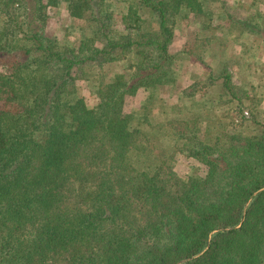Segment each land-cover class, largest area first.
Segmentation results:
<instances>
[{
    "label": "trees",
    "instance_id": "1",
    "mask_svg": "<svg viewBox=\"0 0 264 264\" xmlns=\"http://www.w3.org/2000/svg\"><path fill=\"white\" fill-rule=\"evenodd\" d=\"M62 1L79 36L52 32ZM238 3L245 15L227 0H0V264H264L254 84L224 64L183 89L191 106L201 91V138L199 113L153 123L148 101L123 111L126 96L174 75L176 28L190 16L188 56L203 59L226 11L236 38L264 45L262 1ZM79 80L94 81L95 104ZM168 136L204 174L178 175L158 147Z\"/></svg>",
    "mask_w": 264,
    "mask_h": 264
},
{
    "label": "rangeland",
    "instance_id": "2",
    "mask_svg": "<svg viewBox=\"0 0 264 264\" xmlns=\"http://www.w3.org/2000/svg\"><path fill=\"white\" fill-rule=\"evenodd\" d=\"M238 1L239 0H227L228 11L240 16L245 15L247 10L246 8L239 6ZM244 1L245 4H247L250 0ZM261 1L262 3H258V5L259 7L264 8V0ZM63 5L65 4H62V6L60 4L53 17L54 21L51 26L52 32L58 35V37H61L63 33L67 34L69 37L79 36L76 21L67 16L68 13L66 7ZM255 8H257V6H251L249 10H254ZM227 13V11L221 12V26H218L215 30V36L212 39L211 44L208 46L207 51L204 52L202 60L181 52L185 42L192 40L190 30L195 29L196 26L199 25V23L195 22L191 16L188 19L182 20L176 28V34L174 37L173 51L177 53L176 61L172 66V68L174 67V75L164 86H151L146 89H139L136 94L126 96L123 111L139 112L142 110V105L148 101L149 107L146 108L144 113H147L152 117L153 120L151 122L153 123L154 120L164 117L166 113L174 118L177 116L190 117L189 114L193 112L199 113L200 118L198 120L200 128L197 133L201 138V103H199L201 102V91L196 95V98H198L199 101L195 106L190 105L191 100L189 97L182 94V92L183 89L187 88L193 81L205 78L208 72H212L213 74L219 73V70H221L225 64L227 69L235 75L234 80L238 81L237 77L244 76L248 79L249 83L254 84L250 91L259 97L260 102L258 101L257 108L253 107V109L256 117L263 118L264 64H262V62L264 63V55H262L261 46H256L261 45L262 40L257 35H250L247 37L245 34L236 38L235 35H238L239 31L237 28H229L227 26L230 21V18L227 17ZM113 25L117 32L125 31L120 12L116 11L113 14ZM218 37H221L223 41H220ZM238 42L246 43L247 46L250 45V47L245 50V46H243V44H238ZM120 66L122 68L123 62L111 64L109 70L114 72ZM218 87V82H214L207 88L205 92L206 95L211 98L216 97ZM77 88L78 92L85 98L87 104L93 105L96 103L97 97L94 92V81L79 80ZM177 105L180 106L181 113L178 109H174ZM208 105V108L214 106L209 102ZM216 108L217 106L213 108L212 112H217ZM247 113L248 118L252 116L251 111ZM160 141L162 144H158V147L160 149H162V147L164 148V151L167 154V162L176 170L179 176L183 179H187L188 175L191 173H197L200 175L204 174V167L201 162L187 154L186 151L181 152L178 150L172 136L160 138ZM181 141L184 140L179 139V144Z\"/></svg>",
    "mask_w": 264,
    "mask_h": 264
},
{
    "label": "crops",
    "instance_id": "3",
    "mask_svg": "<svg viewBox=\"0 0 264 264\" xmlns=\"http://www.w3.org/2000/svg\"><path fill=\"white\" fill-rule=\"evenodd\" d=\"M64 2V3H63ZM62 4H65V5H63L64 7H66V2L65 1H62L61 2V6H62ZM66 11H67V8H66ZM263 12H264V9H263ZM68 16V15H67ZM264 45H262L261 46V49H262V55H264V47H263ZM264 57V56H263ZM263 57H261V58H263ZM263 60H264V58H263ZM262 62V61H261ZM262 64H264L263 62H262ZM264 66V65H263Z\"/></svg>",
    "mask_w": 264,
    "mask_h": 264
},
{
    "label": "water",
    "instance_id": "4",
    "mask_svg": "<svg viewBox=\"0 0 264 264\" xmlns=\"http://www.w3.org/2000/svg\"><path fill=\"white\" fill-rule=\"evenodd\" d=\"M262 189H264V185L261 186V187H259L257 190H255V191H254V194L257 193V192H259V191L262 190ZM209 236H210V234H209ZM179 262H180V261L176 262L175 264H178Z\"/></svg>",
    "mask_w": 264,
    "mask_h": 264
},
{
    "label": "built area",
    "instance_id": "5",
    "mask_svg": "<svg viewBox=\"0 0 264 264\" xmlns=\"http://www.w3.org/2000/svg\"><path fill=\"white\" fill-rule=\"evenodd\" d=\"M244 113H245L246 115L248 114L246 110L244 111Z\"/></svg>",
    "mask_w": 264,
    "mask_h": 264
}]
</instances>
